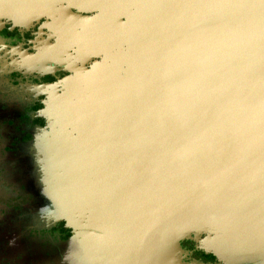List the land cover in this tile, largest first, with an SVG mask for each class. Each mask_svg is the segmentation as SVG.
<instances>
[{
  "label": "water",
  "instance_id": "95a60500",
  "mask_svg": "<svg viewBox=\"0 0 264 264\" xmlns=\"http://www.w3.org/2000/svg\"><path fill=\"white\" fill-rule=\"evenodd\" d=\"M59 2L63 4L61 8L69 5L84 12L118 13L125 19L120 24L119 34L128 36L130 42L138 38L143 41H138L140 47L134 44L133 47L129 42V46L121 47L122 53L125 54L124 49L127 50L129 59L144 54L143 59L156 64L155 70H164L163 88H158L162 87L159 84H156L158 87L146 86L140 91L136 90L135 94L125 93V86L121 84L112 88L122 90L124 94L113 93L114 96L107 98L110 102L101 100L104 107L91 112L101 113L97 114V119H93L91 113L88 119L87 111L77 109L75 122L93 131L104 130L102 135L91 131L89 137H85L86 142L89 146L91 143L102 145L101 151L110 158L108 162L114 168L112 174L108 171L112 183L103 187L105 182L100 176H104L101 172L106 166L95 165V154L82 158L93 164L92 167L87 164L90 167L88 192L91 195L86 199L75 194L71 197L72 203L85 206L82 211L85 209L86 217L90 220L88 223L94 225L95 229L91 231L95 236L99 239L111 236L112 249L120 257V264H172L169 252L172 249L178 251V241L185 239L195 226L200 227L199 231L219 238L211 248H206L205 253L217 257L222 250L219 244L225 240L230 249L247 250L249 257H254V254L261 257L257 254L262 253L264 257V237L258 238L254 233L258 228L264 234V153H249L255 150V144L264 139V124L250 129L251 134L237 128L232 133L227 132L220 121L234 125L232 114L218 111L212 106L214 102L217 106L220 99L231 100L235 95L264 98V0H0V17L30 20L47 14ZM200 25L205 31L204 49L211 50L204 53L205 70L177 83L174 78L179 76L180 70L173 69V80L168 72L172 70L174 57L182 46L169 47L167 40L171 36L193 32ZM235 27L239 31H254L251 45L246 42L245 45L240 44V48L236 46V50L240 49L235 54L238 58L236 64L226 60L225 49L229 42L222 40L216 44L212 40L217 35H227L226 32H231ZM186 44L188 47L189 42L183 45ZM207 53L215 55H211L210 64L207 63ZM256 68L260 70L256 72ZM220 77H227V82H221ZM92 80L79 82L78 101L80 97L92 94ZM110 88L104 86L108 92ZM108 92L106 95H110ZM140 100V106L136 105ZM118 111L124 114L122 120L114 121L108 117ZM206 112L211 113V127L205 125ZM179 132L185 136L179 138L184 145L182 150L176 149L179 143L174 140ZM209 138L218 139L219 151L223 147L229 150L227 154L222 153L210 178L197 182L195 175L199 173L201 152L193 145L200 143V146ZM143 155L154 162L145 173L137 169L143 166L138 164ZM212 157V162L219 158L217 156L215 160ZM120 160L125 162V169L120 166ZM177 160L182 165L179 174L184 184L177 188L175 198L168 202H154L151 198L143 197L150 192L147 183L155 172L162 169L161 164ZM104 162L107 160L104 159ZM130 164L136 167L129 168ZM169 166L161 171L165 176L173 170ZM79 188L85 190L84 186ZM204 189L207 200H219L210 215L203 211L202 205L206 201H203ZM245 198L249 204L240 205L239 202ZM66 206L65 203L61 205L59 220L67 225L69 206ZM100 208L104 210L96 212ZM192 209L194 213H191ZM108 223L112 226L103 228ZM246 236L254 239L249 241ZM213 248L216 252L211 251ZM137 249H143L142 254ZM143 256L146 260L139 258Z\"/></svg>",
  "mask_w": 264,
  "mask_h": 264
},
{
  "label": "rangeland",
  "instance_id": "374dc122",
  "mask_svg": "<svg viewBox=\"0 0 264 264\" xmlns=\"http://www.w3.org/2000/svg\"><path fill=\"white\" fill-rule=\"evenodd\" d=\"M55 6L47 14H40L30 20L28 18L27 20L25 18L15 20L0 17V29L4 27H7L8 30L16 28L21 34L24 32L31 34L30 40H22L11 48H8L0 37V264H120L118 263L120 257H117L112 249L111 236H106L105 239L97 238L91 231L95 229L94 225L88 223L89 219L86 217L88 215L85 213V209L82 211L85 206H78L71 200L73 194L75 196L82 195L85 199L91 195L88 192L91 184V178H88V175H90L89 165L92 167L93 164L92 162L87 163L82 158L95 154L97 159L95 165L106 166V169L104 167L101 172V175L104 174V176H100L105 182L103 187L112 183V178L108 173L112 174L114 169L108 162L110 158L101 151L102 145L91 143L89 146L86 142L85 137H89L88 135L93 130L90 127L83 128V124L75 122L77 109L87 111L88 119L92 115L93 119H97V114L101 113L92 114L91 112L104 107L101 100L106 99V102H110L107 99L108 96L124 92L119 89L111 90L112 88L118 87L120 84L124 85L125 93L128 92V94H135L136 90L140 91L146 86L158 87L156 84L162 86L158 88H163L164 70H155L154 65L156 64L154 62L151 64L152 61L143 59L144 54L129 59L125 49L123 57L117 54L116 62L114 61L117 51L104 57V52L101 53L102 49H98L92 53L90 61L72 68L73 64L70 59L76 57L82 49L81 46L71 49L70 42H68L70 37L64 34L66 28L72 23L69 18L72 15L76 16L80 20L79 24L85 27L84 23L88 20L92 21L94 17L78 16L70 11L72 8L69 5L61 8L63 6L61 2ZM95 13L94 21L114 19L111 14L104 15L97 11ZM200 26L193 32L179 34L176 37L171 36L167 40L169 47L182 46L174 57L175 62L172 70L168 72V76L173 80L171 76L175 71L173 69L180 70V77L174 78L177 83L195 77L199 72L205 70L203 67L204 53L211 50L204 49L205 31L203 26ZM226 33L227 35L223 37L217 35L212 40L216 44L222 40L229 42V46L225 49L226 60L236 64L238 58L235 54H238L240 50H236V46L240 48V44L244 43L245 45L246 42L250 44L251 39H254V31H239L238 27H235L231 32L227 31ZM134 41L135 39L131 41L133 47ZM138 41L143 43L139 38L136 42ZM233 41L238 43H233ZM188 42V47L187 44L183 45ZM109 48L112 46L104 48V51ZM207 54V63L210 64V57L213 54ZM60 67L66 70L67 77L65 79H59L50 84H34L33 80L44 74H53ZM225 70L226 68L223 71ZM259 70L256 68V72ZM12 72L19 74L24 81L17 77H11ZM72 76L76 77L74 82ZM220 78L221 82L228 80L227 77ZM91 79H93L91 86L94 91L89 96H79L78 101L76 96L80 89L75 87L77 82ZM104 86H111L110 92L104 89ZM107 92L110 95H106ZM102 93L105 95L103 96ZM156 95L162 97L161 94ZM231 98V100L220 99L217 106H215V102L212 105L218 111H227L232 114L231 116L235 120L234 125H230L224 120L220 121L227 132L232 133L234 128H237L251 134L250 129L264 124L263 96L235 95ZM39 101L42 103V109L37 112L28 111V107L32 103ZM79 102L89 105L83 106ZM140 103L142 100L136 105L140 106ZM106 107H108V103ZM90 113L92 115H89ZM210 115V112L205 114L207 119L205 125L208 127L213 124ZM35 116L43 119V127L32 125L31 119ZM83 116L85 117L86 114L83 113ZM122 116L124 114L120 111L108 115L114 121L122 120ZM210 129L214 131V129ZM93 132L102 135L104 130L99 129ZM27 134L31 139L24 142L22 138ZM180 137L185 138L184 133L179 132L175 135L174 140L180 144L176 145V149L182 150L184 145L180 143ZM206 140L200 146V143L193 145L194 149L201 152L199 173L195 175L197 182L207 181L213 174L212 170L216 167L222 153L227 154L229 150L228 147H223L219 151L218 139L209 138ZM175 152L178 155L177 150ZM250 152L256 155L264 153V139L255 144V150H250ZM210 155L214 156L215 160L217 156L219 158L212 162L213 157ZM104 159L107 162H104ZM140 159L138 164L141 163L143 166L137 169L145 173L147 169H151L154 162L148 160L146 155L141 156ZM124 163L123 160L119 161L122 168H124ZM166 165L170 167L169 169H173L168 176L161 172L167 167ZM135 167L136 165L130 164L129 168ZM161 168L151 176L150 182L147 183L150 192L143 196L151 198L154 202L173 200L177 195V188L184 184V179L179 174L182 165L178 160L176 162L164 161ZM142 184L144 185V182ZM81 186H84L85 190H80ZM202 194L205 195L203 201L206 200L202 205L203 211L206 215H210L215 210V206H218L219 200H207L205 189ZM63 202L69 206V212L67 211L69 223L65 224V227L69 228L71 233L67 240L59 242L57 248H55V244L54 249L51 250V247L45 244V241L49 240L46 234L48 229L61 218ZM239 204H249L248 199L245 198ZM103 210L104 208H100L96 212L101 213L100 211ZM194 212L195 210L192 209L191 213ZM68 226H71L72 229ZM111 226L112 224L108 223L102 227ZM199 228L195 226L185 239L178 241V251L172 249L169 252L172 264H196L193 261H188V252L180 247L182 241L191 242L195 249L205 253L206 248H211L212 243L214 244L219 239L199 231ZM254 233L258 238L262 235L264 237L258 228ZM39 235L41 237H38ZM246 239L251 241L254 238L246 236ZM48 243L50 242L48 241ZM219 247L222 249L221 252L217 254V257L214 256L219 264H264V257H258L256 254L254 257L238 256L236 252L230 250L225 240L219 244ZM211 251L216 252L214 248ZM137 252L142 254L143 249H137ZM139 258L142 260L144 256Z\"/></svg>",
  "mask_w": 264,
  "mask_h": 264
},
{
  "label": "flooded vegetation",
  "instance_id": "af4514ba",
  "mask_svg": "<svg viewBox=\"0 0 264 264\" xmlns=\"http://www.w3.org/2000/svg\"><path fill=\"white\" fill-rule=\"evenodd\" d=\"M70 11L76 13L78 16H81V17H90V16L91 18L94 17L92 21L88 20L87 22L84 23L85 27H82L83 25L79 24L80 20L76 16L72 15L69 18L70 22L72 23L66 28L64 34L69 35L68 37H70L68 42H70L69 45L71 49H77L80 46L82 49V51L78 53L76 57H72L70 59V62L73 64L72 68L76 65L79 66L82 63L90 61V59H92L91 58L92 53L97 51L98 49H102L101 53L103 54V52H105L104 48H107L110 46L125 47L131 44V42L128 40L129 39L128 36L119 34L121 30L120 24L125 22V19L123 17H119V15H115V13L107 12L108 14H111L112 16H114V19L112 20L110 19L108 21L106 20L94 21L95 19L94 15L96 14L95 13L96 11L79 12V11L74 10L73 8ZM73 27H75V29H72ZM51 29L55 30L54 28H51ZM58 31H61V30H58ZM0 37L2 38L3 43L8 48H11V47L18 45L20 42H22V40H30L29 37H31V34L28 32H24L21 34L19 30L16 28H12L11 30H8L7 27H4L0 29ZM124 42L126 43L123 44ZM10 76L20 78L21 81H24L23 78L15 72H12ZM66 77H67V74H66L65 68L60 67V69L59 68L56 69L53 74H44L40 76L38 79L33 80V82L34 84H37V85L50 84V83H54L56 80L65 79ZM74 77L72 76L73 82L76 79V77L75 78ZM47 78L49 80H46ZM79 85H80L79 82H77L75 87L78 88ZM36 105H39V108L38 107L35 108ZM42 107L43 106L40 101L34 102L28 107V111L37 112L40 109H42ZM37 118L39 117L35 116L31 119L32 125L36 127H43L44 121L42 118H40L42 121L41 125L34 122V120ZM26 136H28V134L23 136L22 138L23 141L24 142L30 141L31 139L30 135H29L30 139L28 140L24 139ZM61 223H62V227L60 225ZM63 228L68 230L67 236L65 232L62 231ZM70 233H71L70 229L65 227V224L63 221L59 220L52 227L48 229L46 236L49 238V240L45 241V244L46 246L51 247V250H53L55 244H56L55 248H57L58 243L61 241L67 240L70 236ZM38 237H41V235H39ZM48 241L50 243H48ZM184 242L185 241H182L180 243V247L184 251L188 252V257H187L188 261H193L196 264H219L217 263L216 258H214V256H212L211 254L198 251L197 249L194 248V245L189 241L188 243H184Z\"/></svg>",
  "mask_w": 264,
  "mask_h": 264
},
{
  "label": "crops",
  "instance_id": "0c3cea01",
  "mask_svg": "<svg viewBox=\"0 0 264 264\" xmlns=\"http://www.w3.org/2000/svg\"><path fill=\"white\" fill-rule=\"evenodd\" d=\"M103 14L105 15V14H108L107 13V11L106 12H103ZM115 15H119L118 13H115ZM119 17H121L120 15H119ZM134 45L137 47H140V45H141V43H139V42H134ZM113 51H117L116 52V55L118 54V55H121V57H122V55H123V53H122V51H123V49L121 48V47H119V46H115V47H112V48H109L108 50H106L105 52H104V57H106L108 54H110L111 52H113ZM118 59V56H116V58H115V61L114 62H116V60ZM258 251H260V250H258ZM257 251V252H258ZM260 252H262V251H260ZM257 255H260L261 257H262V253H258Z\"/></svg>",
  "mask_w": 264,
  "mask_h": 264
},
{
  "label": "trees",
  "instance_id": "16d2710c",
  "mask_svg": "<svg viewBox=\"0 0 264 264\" xmlns=\"http://www.w3.org/2000/svg\"><path fill=\"white\" fill-rule=\"evenodd\" d=\"M46 80H49V79L47 78ZM37 107L39 108V105H36V106H35V108H37ZM34 122H35V123H38L39 125L42 124V121H41L40 118L35 119ZM24 139H25V140L30 139L29 135L26 136ZM60 225H61V227H62V223H61ZM62 231L65 232V234H66V236H67V234H68V230H66V229L63 228ZM184 243H188V242H184Z\"/></svg>",
  "mask_w": 264,
  "mask_h": 264
},
{
  "label": "bare ground",
  "instance_id": "6f19581e",
  "mask_svg": "<svg viewBox=\"0 0 264 264\" xmlns=\"http://www.w3.org/2000/svg\"><path fill=\"white\" fill-rule=\"evenodd\" d=\"M116 54V53H115ZM117 55H115V57H116ZM231 251H233V252H236L237 254H238V256H244V257H249V253H246V252H248L247 250H243V249H237V248H232V249H230Z\"/></svg>",
  "mask_w": 264,
  "mask_h": 264
}]
</instances>
